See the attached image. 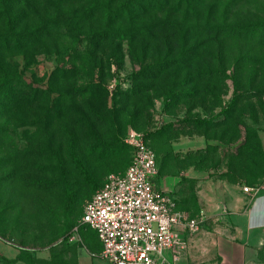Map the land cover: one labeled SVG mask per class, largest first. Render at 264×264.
Instances as JSON below:
<instances>
[{"label": "rangeland", "instance_id": "374dc122", "mask_svg": "<svg viewBox=\"0 0 264 264\" xmlns=\"http://www.w3.org/2000/svg\"><path fill=\"white\" fill-rule=\"evenodd\" d=\"M61 5L63 7L57 0H32L29 5L38 23L54 19L41 46L21 54L0 49V76L4 70L20 74L41 97L32 106H21L11 117L21 150L17 173L11 171L13 164L8 163L9 154L4 140L0 143V264H27L25 261L9 262L12 258L4 255L9 253L5 252L7 249L12 252L25 250L36 257H39L38 253H53L56 257L55 252H59L58 259L64 260V256L75 253L76 243L69 241L71 236L77 235L79 241V234L82 235L85 229L96 236L95 231L87 226H80L79 231L75 228L80 225L85 203L106 175L122 172L130 164L132 152L125 137L131 127L143 132L156 152L160 166L159 183L166 180L171 183L174 189L171 190L172 196L179 203L187 201L191 216L200 214L196 195L198 182L209 179L218 169L223 170L220 175L228 174L227 180H234L232 174L229 175V166L234 167V172L241 173L242 170L237 168L240 151L236 145L241 138H246L249 133L246 129H256L261 139L264 138L262 74L252 78L246 71L238 88L233 58L221 78L223 83L217 81L212 85L215 87L211 95L201 92L193 98H180L175 106H167V78L137 76L144 67L150 66L154 72L157 62L165 56V31L153 38L145 49L146 53L131 51L127 43L120 47L110 39L95 48L93 54L88 52L89 55L85 56L86 51L94 46L86 36L80 42L81 35L70 24L69 9H80L88 3L68 0ZM256 15L264 16V0H246L236 8L231 21L248 22ZM83 25L87 32L101 30L105 26L102 18H91ZM169 33L177 42V53L180 50L179 33L177 29ZM240 47L243 48L236 42L228 43L230 54L234 51L237 56ZM76 49L82 50L84 56H75ZM83 85H91V89L80 96L76 88ZM237 92L242 96L237 100L233 124H242L232 126L225 122V114ZM249 92L252 96L246 98ZM57 102L64 103V114L72 121L46 126L43 123L44 112L48 107L55 108ZM80 109L86 110L90 120L80 117ZM7 118L0 108V127L3 129L7 127ZM187 118L193 121L215 118L225 122L209 128L210 142L217 143V138L224 135L225 142L230 141L234 147L226 151L225 156H220L214 148L198 153V149L207 146V140L204 146L183 150L181 146L188 141L196 143L206 138L199 132L195 134L198 129L194 123L182 124L181 121ZM171 122L175 125L167 126ZM50 144L55 149L61 146L60 155L66 168L63 183H57L61 175L56 169L55 154L49 150L52 149ZM249 145L254 146L255 142L250 141ZM254 160L262 165L257 156ZM188 170L200 172L195 178H187L185 173ZM253 170L260 177L263 175L257 167L253 166ZM179 178L180 190V184H175ZM246 178L248 185L259 182L253 175ZM67 189L74 194L79 192L83 197L77 214L65 209ZM81 244L87 245L84 240ZM88 246L91 250V245ZM257 264H264V255Z\"/></svg>", "mask_w": 264, "mask_h": 264}, {"label": "trees", "instance_id": "16d2710c", "mask_svg": "<svg viewBox=\"0 0 264 264\" xmlns=\"http://www.w3.org/2000/svg\"><path fill=\"white\" fill-rule=\"evenodd\" d=\"M31 1L0 0V49L21 54L41 46L46 33L50 32L52 28L54 19H47V21L38 23L36 15L32 14L29 9ZM66 1L68 0H57V3L63 7L61 3ZM84 1L88 3L87 6L83 7L82 5L80 9L70 8L69 10L71 12L70 24L72 27L74 25L75 30L81 35L80 42L87 37L90 45L94 46L93 49L86 51L85 56L89 55L88 52L93 54L95 48L97 49L99 45L108 42L110 39L114 43L117 42L120 47L127 43L131 51L140 50L142 53H146L145 49L153 38L165 31V47L167 49L165 56L157 62L154 72L150 70V66L144 67L137 76L139 78L152 76L164 79L166 77L168 90L165 92V103L167 106H175L180 98H193L201 92H205L208 96L211 95L215 87L212 85L217 81L223 83L221 78L223 75L225 76L228 63L233 61V58L235 59L233 63L236 74L235 83H237L238 88L246 71L251 73L252 78L261 74L264 76V16L256 15L254 19L248 22L231 21V15L246 0ZM91 18H102L105 24L104 28L93 32L84 31L83 23ZM75 19L77 20L75 21ZM173 29H177L179 33L180 50L177 53H175L177 42L171 38L169 33ZM229 42H236L243 47L238 49L239 54L237 56V52L234 51H231L230 54ZM74 55L84 56L80 49H76ZM60 71L62 72V69ZM59 72H57V77ZM89 89H91V85H83L77 87L76 92L81 96L87 93ZM251 94L250 92L247 93L246 98L251 97ZM241 96L238 92L235 93L227 107L225 122L232 124V126L238 124V122L233 124V121L237 111V100ZM40 100L41 97H39L36 89L31 84H26L20 74L9 70L3 71L0 76V108L8 118L7 127L4 129L0 127V143L4 140L6 144V150L9 154L8 163L13 164L12 173H17L20 162L18 156L21 154V150L15 138L17 135L16 125L11 117L15 112L17 114V109L21 106L23 108L32 106ZM63 104L57 102L55 108L48 107L47 111L44 112L43 123L46 126L62 125L72 121L64 114ZM79 115L90 120L85 109H80ZM181 122L183 125L194 123L196 129L199 130L194 131L195 134L199 132L208 140L207 146L198 149V153L208 152L210 148H214L220 156H225L227 154L225 152L234 147L230 141L225 142L224 135L217 138V143L210 142L209 128L220 126L225 122L215 118H204L198 121L187 118ZM240 124L242 123L238 125ZM174 125L173 122L167 124L170 127ZM201 130L202 132H200ZM246 131H249L246 138H241L237 145L234 144L240 151L237 168L243 171L241 173H245V179L248 176H256L255 179H258L259 182H250L249 185H257L264 181V148L258 130L247 128ZM250 141H254L255 145L250 146ZM111 145H113L112 141ZM50 146L52 149L49 150L55 154L54 157L57 160L56 169L61 175L57 183H63L66 168L60 155L61 146H57L58 149H55L52 144ZM255 156L261 160L262 165L254 160ZM253 166L257 167L258 171L263 174L261 177L257 172L254 173ZM229 168L228 172L231 175L230 171H235V169L232 166ZM224 175L228 176V174ZM159 177L160 172L156 178L157 181ZM232 178L236 179L233 175ZM170 194L172 195L171 192ZM65 195V209L73 214L79 213V206L83 197L79 196V192L74 194L70 189L65 191ZM81 226L86 227V225ZM96 236L98 237L97 234ZM55 253L59 254V252ZM57 254L55 257L52 253L51 258L45 259L36 257V255L33 256L25 250H20L17 257L9 259V262L58 264L61 261H59Z\"/></svg>", "mask_w": 264, "mask_h": 264}, {"label": "built area", "instance_id": "2783aa9c", "mask_svg": "<svg viewBox=\"0 0 264 264\" xmlns=\"http://www.w3.org/2000/svg\"><path fill=\"white\" fill-rule=\"evenodd\" d=\"M125 142L132 149L129 166L107 174L85 203L75 231L81 225L94 230L102 243L100 257L109 264H176L182 246L177 228L198 233L205 216H190L157 186V155L143 132L129 128ZM260 188L244 190L256 194Z\"/></svg>", "mask_w": 264, "mask_h": 264}, {"label": "crops", "instance_id": "0c3cea01", "mask_svg": "<svg viewBox=\"0 0 264 264\" xmlns=\"http://www.w3.org/2000/svg\"><path fill=\"white\" fill-rule=\"evenodd\" d=\"M190 142L193 141H188L181 148L184 150L204 146L207 139ZM262 144L264 148V138ZM222 171L218 169L209 179L198 182L196 195L200 214L196 216L204 215L205 222L198 233L177 228L182 246L176 264H257L264 255V181L257 185H248L243 173L231 170L230 173L236 179L227 180L226 175L219 174ZM199 172L188 170L185 176L195 178ZM180 182L181 178L175 184ZM157 186L169 193L174 190L168 180L162 183L157 181ZM245 186L263 188L253 194L246 192ZM180 189L181 184L178 190ZM178 206L192 215L186 200L178 202ZM81 234L79 241L77 235L76 240L70 241L76 243L75 253L68 254L69 257L64 256V260L59 257L61 262L58 264H109L100 257L102 243L99 238L91 235L88 229L82 230ZM83 240L87 245L81 244ZM88 245H91V250ZM5 252L9 253L4 255L14 259L20 250L12 252L7 249ZM51 255L52 253H38L39 257L45 259L51 258Z\"/></svg>", "mask_w": 264, "mask_h": 264}]
</instances>
